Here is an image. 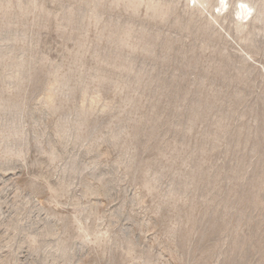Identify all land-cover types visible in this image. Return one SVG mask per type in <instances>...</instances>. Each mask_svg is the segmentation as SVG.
Masks as SVG:
<instances>
[{"label":"rangeland","instance_id":"obj_1","mask_svg":"<svg viewBox=\"0 0 264 264\" xmlns=\"http://www.w3.org/2000/svg\"><path fill=\"white\" fill-rule=\"evenodd\" d=\"M0 264H264V0H0Z\"/></svg>","mask_w":264,"mask_h":264},{"label":"bare ground","instance_id":"obj_2","mask_svg":"<svg viewBox=\"0 0 264 264\" xmlns=\"http://www.w3.org/2000/svg\"><path fill=\"white\" fill-rule=\"evenodd\" d=\"M245 8H246V10H245V11H242V14L246 13V11H247L248 9H250L249 6H246ZM245 17H246V16H245Z\"/></svg>","mask_w":264,"mask_h":264}]
</instances>
